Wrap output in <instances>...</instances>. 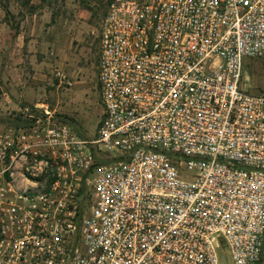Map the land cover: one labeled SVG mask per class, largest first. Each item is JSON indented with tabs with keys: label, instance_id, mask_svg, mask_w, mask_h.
Here are the masks:
<instances>
[{
	"label": "built area",
	"instance_id": "2783aa9c",
	"mask_svg": "<svg viewBox=\"0 0 264 264\" xmlns=\"http://www.w3.org/2000/svg\"><path fill=\"white\" fill-rule=\"evenodd\" d=\"M99 43L95 135L0 120V264H260L264 0H111Z\"/></svg>",
	"mask_w": 264,
	"mask_h": 264
},
{
	"label": "rangeland",
	"instance_id": "374dc122",
	"mask_svg": "<svg viewBox=\"0 0 264 264\" xmlns=\"http://www.w3.org/2000/svg\"><path fill=\"white\" fill-rule=\"evenodd\" d=\"M110 1L29 0L24 4V0H0V26L13 30L27 25L34 35L51 39L46 79L39 83L42 94L37 102L44 103L41 106L55 111L58 121L71 125L86 137L96 134L102 114L97 61L100 23ZM57 70L72 84L60 82L55 75ZM242 85L250 93L264 92V57L245 60ZM6 88V82L0 80V93ZM6 109L5 113L0 112V119L19 111Z\"/></svg>",
	"mask_w": 264,
	"mask_h": 264
},
{
	"label": "crops",
	"instance_id": "0c3cea01",
	"mask_svg": "<svg viewBox=\"0 0 264 264\" xmlns=\"http://www.w3.org/2000/svg\"><path fill=\"white\" fill-rule=\"evenodd\" d=\"M0 31V80L6 82L7 87L0 93V112L5 113L6 108L20 110L26 105L44 104L37 99L42 94L39 83L46 79L51 39L46 35H34L27 25L16 26L13 30L9 26H0ZM77 36L78 33L76 39ZM57 53L60 58L61 52ZM9 81L11 83L7 84ZM263 262L264 241L260 264Z\"/></svg>",
	"mask_w": 264,
	"mask_h": 264
},
{
	"label": "trees",
	"instance_id": "16d2710c",
	"mask_svg": "<svg viewBox=\"0 0 264 264\" xmlns=\"http://www.w3.org/2000/svg\"><path fill=\"white\" fill-rule=\"evenodd\" d=\"M26 3H29V0H24V4H26ZM30 7H32V6H30ZM31 10H30V12L32 11V8H30ZM1 121H4V122H9V123H12V124H17L18 122L17 121H15V120H9V119H7V118H1L0 119ZM75 131H76V133L78 134V135H80V136H84L81 132H79V131H77L76 129H75ZM102 161H107V159H102Z\"/></svg>",
	"mask_w": 264,
	"mask_h": 264
}]
</instances>
